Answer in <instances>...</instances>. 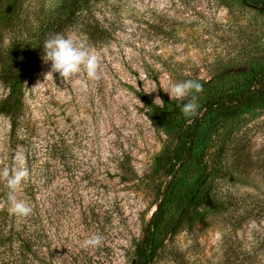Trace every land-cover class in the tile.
<instances>
[{
    "label": "rangeland",
    "instance_id": "obj_1",
    "mask_svg": "<svg viewBox=\"0 0 264 264\" xmlns=\"http://www.w3.org/2000/svg\"><path fill=\"white\" fill-rule=\"evenodd\" d=\"M59 3L22 0L18 29L0 26V54L15 39L34 41L57 16ZM224 4L96 1L64 35L99 53L101 78L91 80L83 70L67 80L55 72L45 78L51 62L41 59L25 82L17 130L0 115V171L19 167L15 156L23 155L29 176L18 189H35L49 212L57 211L52 220L61 238L47 225L53 245L82 247L99 235L101 245L91 247L95 264H136L156 202L172 180L154 173L156 158L180 144L158 117H150L142 98L159 95L181 118L180 106L189 99L198 105L195 116L202 115L199 93L178 105L160 86L186 80L202 85L222 75L229 80L238 68L264 60L263 5ZM8 92L0 77V101ZM226 130L209 141L204 163L221 166L228 181L220 179L223 188L239 200L200 207L174 225L151 264H240L248 254L250 264H264V212L252 211L253 204L264 205V107H246L232 132Z\"/></svg>",
    "mask_w": 264,
    "mask_h": 264
},
{
    "label": "trees",
    "instance_id": "obj_2",
    "mask_svg": "<svg viewBox=\"0 0 264 264\" xmlns=\"http://www.w3.org/2000/svg\"><path fill=\"white\" fill-rule=\"evenodd\" d=\"M96 1L101 0H60L57 16L44 30L35 33L34 41L15 39L7 52L0 54V77L9 89L0 101V115L5 114L12 119L13 131L19 127L23 112L25 82L40 67L44 41L53 34L64 35L69 27L80 22L82 15L88 13ZM217 1L232 9L239 2L257 7L262 4L264 7V0ZM21 3L22 0H0V26L11 25L14 31L18 29ZM262 11L264 13V9ZM87 24L93 25L88 21L84 25ZM97 27L96 24L92 26V32L98 30ZM229 75H232L229 80L222 75L214 82L202 84L199 96L203 101L204 114L190 119L181 118L177 109L168 103L164 102L165 107L160 108L153 104L152 97L146 95L142 98L150 117H158L168 134L177 138L180 144L172 150L166 148L156 158L154 173L160 171L172 180L164 191L161 188L163 198L156 202L151 224L138 245L136 264H151L157 248L173 231L174 225L192 216L200 207L216 209L226 205L227 198L239 200L231 189L223 188L227 184L221 181L227 180L221 166H206L205 149L210 140L223 135L221 131L224 127L227 132H232L233 123L246 107H264V60L238 68ZM121 169L124 170L123 167ZM122 179H126L125 174ZM7 192L6 180L0 179V264H95L91 247L72 244V249H60L58 245H53L47 225L52 224L60 239V226L57 221L53 222V214L57 211L50 213L44 202L38 199L35 189H18L16 193L32 208L27 217L10 211ZM95 195L99 196V192ZM252 211L261 214L264 205L253 204ZM249 257L250 254L243 255L240 264H250Z\"/></svg>",
    "mask_w": 264,
    "mask_h": 264
},
{
    "label": "clouds",
    "instance_id": "obj_3",
    "mask_svg": "<svg viewBox=\"0 0 264 264\" xmlns=\"http://www.w3.org/2000/svg\"><path fill=\"white\" fill-rule=\"evenodd\" d=\"M42 61L47 64L51 62L50 70L45 74V78L52 73H59L63 80L72 78L79 74L82 70L91 80H98L100 75L101 57L95 50L90 49L85 43L78 42L72 36L62 34H53L43 43ZM169 98L176 101L180 105L181 101L189 98L195 92L199 93L203 90L202 85L195 80H186L177 83H167L160 86ZM153 87L146 90V93H151L156 90ZM153 104L164 108V101L159 95L153 100ZM198 105L191 100L180 106V110L185 117L195 116ZM15 160L19 167L13 168L11 171L4 167L0 171V179L6 180L8 192L7 201L10 203V211L17 216L27 217L32 213L30 205L19 199L16 195L18 188L22 182L29 176L28 170L24 167V157L21 154H16ZM102 243V238L99 235H92L83 242L84 247H97Z\"/></svg>",
    "mask_w": 264,
    "mask_h": 264
}]
</instances>
